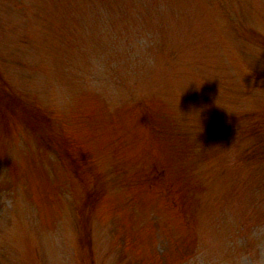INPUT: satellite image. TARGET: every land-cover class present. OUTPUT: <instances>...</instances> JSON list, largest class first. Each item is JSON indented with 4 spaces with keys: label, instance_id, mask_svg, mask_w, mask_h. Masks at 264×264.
Wrapping results in <instances>:
<instances>
[{
    "label": "rangeland",
    "instance_id": "rangeland-1",
    "mask_svg": "<svg viewBox=\"0 0 264 264\" xmlns=\"http://www.w3.org/2000/svg\"><path fill=\"white\" fill-rule=\"evenodd\" d=\"M264 264V0H0V264Z\"/></svg>",
    "mask_w": 264,
    "mask_h": 264
},
{
    "label": "trees",
    "instance_id": "trees-1",
    "mask_svg": "<svg viewBox=\"0 0 264 264\" xmlns=\"http://www.w3.org/2000/svg\"><path fill=\"white\" fill-rule=\"evenodd\" d=\"M91 263H92V264H95V263L93 262V260L91 261Z\"/></svg>",
    "mask_w": 264,
    "mask_h": 264
}]
</instances>
